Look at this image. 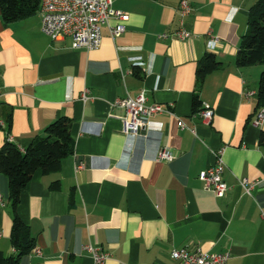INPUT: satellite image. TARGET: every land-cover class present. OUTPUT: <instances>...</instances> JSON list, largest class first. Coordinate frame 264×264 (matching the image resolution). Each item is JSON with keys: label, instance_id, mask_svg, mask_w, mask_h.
<instances>
[{"label": "crops", "instance_id": "1", "mask_svg": "<svg viewBox=\"0 0 264 264\" xmlns=\"http://www.w3.org/2000/svg\"><path fill=\"white\" fill-rule=\"evenodd\" d=\"M256 1L189 0L192 37L184 40L175 34L181 0H113L130 15L126 31L114 39L103 25L95 49H75L69 37L52 40L40 10L7 23L0 6V149L9 137L26 148L62 116L72 119L75 140L59 171H36L21 192L18 213L35 246L20 264H93L88 243L110 254L105 264H179L171 253L182 248L229 251L228 264H264V120L253 123L264 63L236 64ZM207 52L222 64L199 87L197 67ZM198 91L214 108L210 123L194 112ZM142 92L172 112L129 135L125 109L114 101ZM162 146L176 153L173 160H156ZM220 149L229 186L223 197L200 178ZM243 178L255 182L251 194ZM0 198V250L10 255L13 212L1 171Z\"/></svg>", "mask_w": 264, "mask_h": 264}, {"label": "built area", "instance_id": "2", "mask_svg": "<svg viewBox=\"0 0 264 264\" xmlns=\"http://www.w3.org/2000/svg\"><path fill=\"white\" fill-rule=\"evenodd\" d=\"M191 9L189 0H181L179 7L180 27L175 32L180 39L185 40L192 37V33L186 27L185 22V18L190 14ZM40 11L42 14V30L52 40L71 38V45L75 49H95L99 47L103 39V25H108L111 37L117 39L126 31V21L130 18L129 13L114 8L113 0H41ZM112 18L118 20L115 25L110 23ZM161 36L165 37L166 34ZM211 39V42L214 43L215 38L212 37ZM248 94L252 95L254 92L250 91ZM1 95L2 86L0 85V97ZM87 98V95L84 94V99ZM114 105L125 109V114L122 117L123 131L134 136L140 135L141 130L154 115L163 111L172 112L171 107L168 105L147 103V98L143 92L137 96L128 95L124 98H118L114 101ZM199 114L204 122L210 123L214 117V108L208 103H203ZM263 120L264 108L258 112L253 123L259 125ZM5 124L6 121L0 112V125L4 127ZM179 125L182 128H188L181 119ZM192 130L195 131L193 128ZM223 152L224 149L216 151L215 163L200 173L205 188L212 190L218 197H223L229 188L224 179L225 161ZM175 156L176 153L172 149L162 146L156 154V160L168 162L173 160ZM77 167H83V163H78ZM241 183L245 191L251 194L255 182L243 178ZM83 248L91 253L93 264H105L110 256L107 251L92 243L84 245ZM35 252L39 255L42 254L40 248H35ZM171 255L179 264H228L230 258L229 251L210 252L200 248L195 250L189 248L174 249Z\"/></svg>", "mask_w": 264, "mask_h": 264}, {"label": "trees", "instance_id": "3", "mask_svg": "<svg viewBox=\"0 0 264 264\" xmlns=\"http://www.w3.org/2000/svg\"><path fill=\"white\" fill-rule=\"evenodd\" d=\"M2 16L5 22H14L36 14L41 8V0H0ZM264 63V0H257L249 10L248 29L242 36L236 55V64L244 67L250 64ZM222 62L213 52L205 53L197 67V84L200 87L207 74L220 67ZM202 101L199 91L194 94V112L200 111ZM264 108V70L259 79L255 112L257 115ZM253 116L250 118L252 119ZM72 119L62 116L52 121L44 135L35 137L22 149L7 138L0 149V171L8 176L9 197L13 212L11 242L14 252L6 255L0 250V264H20L35 246V239L29 226L18 213L22 190L27 186L36 171L49 174L62 167L63 160L75 151L72 136ZM259 143L264 147V130H261ZM52 188H60L57 180Z\"/></svg>", "mask_w": 264, "mask_h": 264}]
</instances>
